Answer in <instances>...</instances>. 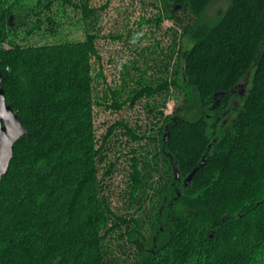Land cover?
Wrapping results in <instances>:
<instances>
[{"label": "trees", "instance_id": "trees-1", "mask_svg": "<svg viewBox=\"0 0 264 264\" xmlns=\"http://www.w3.org/2000/svg\"><path fill=\"white\" fill-rule=\"evenodd\" d=\"M89 1L0 0L1 87L28 131L0 175V264H264V0H230L212 22V0H161L181 30L179 55L127 95L125 64L121 83L98 92L99 9ZM67 4L85 38L39 43L57 37ZM172 89L181 101L164 114L156 108ZM143 98L160 126L147 133L120 118L96 136V105ZM191 108L199 115H181ZM118 134L139 145L127 212L106 193L113 163L101 173Z\"/></svg>", "mask_w": 264, "mask_h": 264}, {"label": "rangeland", "instance_id": "rangeland-1", "mask_svg": "<svg viewBox=\"0 0 264 264\" xmlns=\"http://www.w3.org/2000/svg\"><path fill=\"white\" fill-rule=\"evenodd\" d=\"M229 2L230 0H212L206 11L205 20L207 22L216 20L218 15L228 7ZM89 4L99 9V19L95 29L98 34L97 47L101 59L92 58L94 73L97 74V71L101 69L103 74V78L100 76L97 79L99 93L103 88L107 89V85L116 87L121 83L124 64V68L127 67L129 71V82L125 93L127 95V92L130 91L128 86H135L137 78L142 73L148 77L152 74L159 75L162 65L168 58V53H173L171 63L177 59L181 45L175 44L174 36L176 31L179 33L181 30L178 29L172 18L167 17L166 6L163 1L90 0ZM57 7L55 2L53 8L56 10ZM65 9L66 14H70V18L67 15L57 14V17H61L63 20V28L59 30L57 37L55 35L35 37L39 43L55 41L57 38L74 40L85 38L86 28L81 22V11H76L69 4L65 5ZM160 9L161 13L165 14V18L159 26H156L155 17L159 15ZM139 20H141L140 25L138 24ZM120 35L123 37H119ZM182 43L183 45L188 43L186 38L183 39ZM243 82V87L249 84L248 79ZM180 101V93L178 90L172 89L166 100L156 109L160 108L164 114H170ZM144 103L145 98L134 107L124 106L120 110L106 108L105 104L96 105L94 110L96 136L102 138L106 134L108 126L120 118H125L129 125L132 127L139 126L140 131L146 130L147 133L150 132L149 128L160 126L161 120L157 121L158 115L157 117L149 115L151 113L144 107ZM181 115L193 118L199 115V109L191 108ZM152 135L156 136L154 132ZM126 138L123 134L111 137L112 150L107 155V164H103L101 167L102 173L103 170L107 169L110 162L114 165L111 174L105 178L104 182L108 185L106 193L111 197L112 206L121 212L131 210L126 206L127 186L129 184L128 165L132 157L131 148L139 147L138 142H130L129 139L126 143ZM151 144L153 146L154 143L148 140V146ZM156 177L159 178L160 175L156 173L154 179Z\"/></svg>", "mask_w": 264, "mask_h": 264}, {"label": "water", "instance_id": "water-1", "mask_svg": "<svg viewBox=\"0 0 264 264\" xmlns=\"http://www.w3.org/2000/svg\"><path fill=\"white\" fill-rule=\"evenodd\" d=\"M2 74L0 72V175L9 169L11 159L14 155L15 143L26 133L21 116L15 113L6 102L4 89L1 87ZM201 165V164H200ZM197 166L186 178V183L191 181L196 173Z\"/></svg>", "mask_w": 264, "mask_h": 264}]
</instances>
